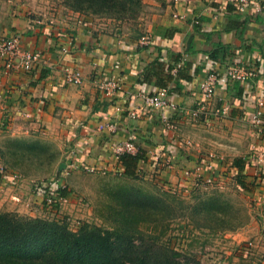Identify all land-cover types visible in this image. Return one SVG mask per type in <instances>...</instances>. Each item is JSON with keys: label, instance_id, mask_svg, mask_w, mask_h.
<instances>
[{"label": "crops", "instance_id": "1", "mask_svg": "<svg viewBox=\"0 0 264 264\" xmlns=\"http://www.w3.org/2000/svg\"><path fill=\"white\" fill-rule=\"evenodd\" d=\"M251 1L264 7V0ZM141 6L136 20L114 22L84 18L46 0H0V38L19 33L23 50L41 54L29 72L8 68L0 59V124L8 121L0 135L53 144L56 165H63L57 177L75 165L110 168V147L129 140L142 155L137 177L177 191L198 180L196 166L209 165L201 178L211 175L213 183L225 171L234 178L231 163L237 159L245 180L254 181L251 193L260 205L264 110L258 126L251 117L264 101V17L250 9L240 13L226 0H141ZM233 64L254 75L231 81L225 70ZM66 70H77L80 83L66 82ZM210 72L217 80L206 103L209 126L181 114L169 117L144 101L165 89L172 102L191 110L201 101L199 85ZM99 81L112 83L108 94L97 89ZM216 110L224 113L216 117ZM203 144L212 149L201 150ZM235 150L239 154L224 164L222 158ZM169 154L170 167H161ZM259 155L263 163L256 162Z\"/></svg>", "mask_w": 264, "mask_h": 264}, {"label": "trees", "instance_id": "2", "mask_svg": "<svg viewBox=\"0 0 264 264\" xmlns=\"http://www.w3.org/2000/svg\"><path fill=\"white\" fill-rule=\"evenodd\" d=\"M60 5L84 18L114 22L134 21L142 8L141 0H61ZM7 122H1L0 130H5ZM3 146L0 158L11 161L12 166L24 162L50 166L58 159L52 145L37 140L8 139ZM141 158L139 152L134 156L122 155L121 176L137 177L135 166ZM231 165L236 169L233 179L237 189L245 191L248 186L254 187V181L245 180L239 160H233ZM5 174L0 168V183ZM33 188L35 194L52 199L49 204L42 202L50 212L58 211L59 199L71 196L70 190L58 185L56 179ZM109 197L111 202L106 209L110 229L83 225L71 232L59 221L0 213V264H199L180 263L175 253L161 247L153 238L143 239L138 230L141 223L157 224L171 218L177 199L166 194L148 195L129 187L117 188ZM219 204L217 198H208L188 205V209L193 217L225 229V219L220 215L226 216V212Z\"/></svg>", "mask_w": 264, "mask_h": 264}, {"label": "rangeland", "instance_id": "3", "mask_svg": "<svg viewBox=\"0 0 264 264\" xmlns=\"http://www.w3.org/2000/svg\"><path fill=\"white\" fill-rule=\"evenodd\" d=\"M46 1L59 4L61 0ZM6 135H0V149H3L6 140L20 139ZM207 149L212 148L203 144L201 150ZM205 151H200L198 155H204ZM236 151L221 161L229 163L232 154L238 155L240 152ZM10 163L0 158V168L11 179L0 185V213L59 221L65 223L71 232L78 231L83 225L110 229L106 209L111 202L110 192L129 187L148 195L166 194L170 199L174 197L178 200L174 202L172 217L157 224H139L138 230L143 239L153 238L161 247L175 253L180 263L264 264V206L259 208L258 196L251 193L253 185L245 191L237 189L228 171L223 172L221 180L214 179L211 185L203 184L199 178L193 185L188 184L185 191H177L161 187L158 183L153 185L154 179H129L111 173L100 176L77 169H65L63 175L57 177L62 168L58 170L56 162L50 166L26 162L12 166ZM55 179L70 190L71 196L59 203L58 211L50 212L47 206H43V196L33 192V186ZM208 198H217L226 212V216L220 215L225 219V229L216 223L205 222L201 217H193L188 209V205Z\"/></svg>", "mask_w": 264, "mask_h": 264}, {"label": "built area", "instance_id": "4", "mask_svg": "<svg viewBox=\"0 0 264 264\" xmlns=\"http://www.w3.org/2000/svg\"><path fill=\"white\" fill-rule=\"evenodd\" d=\"M174 4H183L184 0H172ZM227 3L231 4L236 11L243 13L246 10L250 9L255 12L257 15L264 17V7L259 3H256L251 0H226ZM173 19H177V15L173 14L171 16ZM196 23V22H195ZM148 39L143 36L140 39L142 44L147 43ZM60 50L62 52L65 51L64 47H61ZM0 59L6 62V67L8 68H17L23 72H29L35 64L39 62L41 59L40 52H27L20 47V34L14 33L9 37H1L0 38ZM254 74L252 71L245 70L244 68L233 64L229 65L225 70V76L231 81L242 83L246 81L248 78L252 77ZM64 79L69 84H78L80 83V74L77 70L73 71H65ZM217 76L215 73H208L202 80L199 85V90L201 94V101H199L196 106L191 109H185L179 104L172 102L167 96L165 89H159L153 92L151 95L146 96L144 98L145 103L154 109L163 110L170 117L173 114H181L190 119H201V123L204 126L210 125V118L212 113L207 111L206 103L211 100L214 94V87L216 84ZM110 82H97L96 87L98 90L102 91L104 94H108L112 87ZM264 110V101H260L257 103V110L254 112L251 117V122L258 126L260 124V118L262 112ZM224 110L219 112L218 110L214 111L216 117L220 114H223ZM167 116V117H168ZM168 117V118H169ZM166 126L169 128L171 125L166 121ZM107 128L109 131H116L115 124H108ZM262 137L264 138V130L261 131ZM138 153V148L129 140H124L116 143L114 146L110 147L109 156H108V165H111L110 168L108 166L103 168H97L94 166H80L75 165V167H70L71 169L80 170L83 173L88 174H97L103 176L108 172H111L112 175L121 176L122 167L120 165V157L124 154L134 156ZM173 154H169V158L167 157L161 167H170L171 162L173 161ZM257 163H263V158L259 155L256 158ZM209 165L204 166H196L194 168L195 178L202 180L203 184L211 185L213 183L212 176H207L205 178H201L203 171H210ZM186 175H189L188 173ZM13 178H16L15 176ZM44 201L46 204L51 203V198L48 196H44ZM66 199H59V203L65 202ZM258 206V205H257ZM264 206V199L261 201L259 208Z\"/></svg>", "mask_w": 264, "mask_h": 264}, {"label": "water", "instance_id": "5", "mask_svg": "<svg viewBox=\"0 0 264 264\" xmlns=\"http://www.w3.org/2000/svg\"><path fill=\"white\" fill-rule=\"evenodd\" d=\"M61 168H63L62 164L58 166V170H60Z\"/></svg>", "mask_w": 264, "mask_h": 264}]
</instances>
